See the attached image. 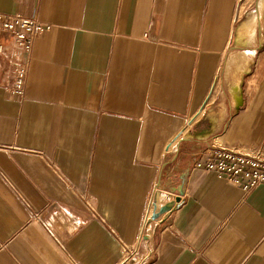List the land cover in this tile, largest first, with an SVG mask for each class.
I'll return each mask as SVG.
<instances>
[{"label":"crops","instance_id":"1","mask_svg":"<svg viewBox=\"0 0 264 264\" xmlns=\"http://www.w3.org/2000/svg\"><path fill=\"white\" fill-rule=\"evenodd\" d=\"M258 2L247 51L244 0H0L48 27L18 54L21 98L0 26V264H122L146 245L139 264H264V185L196 165L264 151ZM223 70L240 76L225 106Z\"/></svg>","mask_w":264,"mask_h":264},{"label":"built area","instance_id":"2","mask_svg":"<svg viewBox=\"0 0 264 264\" xmlns=\"http://www.w3.org/2000/svg\"><path fill=\"white\" fill-rule=\"evenodd\" d=\"M0 26L12 33L13 45L17 53L11 59L15 65L11 92L23 98L26 93L28 66L19 59L18 54L30 53L37 36L48 27L36 18L3 13H0ZM5 50L6 46L0 45V52ZM212 152L214 157L206 161H198L196 165L216 172L245 191L264 185V151L262 149L242 150L218 147Z\"/></svg>","mask_w":264,"mask_h":264},{"label":"rangeland","instance_id":"3","mask_svg":"<svg viewBox=\"0 0 264 264\" xmlns=\"http://www.w3.org/2000/svg\"><path fill=\"white\" fill-rule=\"evenodd\" d=\"M244 2L245 3L247 2V3L245 4V6H243V9H242L243 16L241 18V23H240L242 28L239 31V38H238L237 44L235 45V47L232 48V50L245 49L247 51H257V49H258L257 48L258 47L257 38H259L261 28L260 29L258 28L254 42H248V40L241 35V31L243 32L244 30H246V28L243 26H244V23H245L246 19L248 18V16L254 12H258V7H257L258 6V0H248V1L244 0ZM243 5H244V3H243ZM260 15H261V18L263 19L264 8L262 9V11H260ZM263 22H264V20H263ZM222 78L223 79H220L219 82L216 84L212 98L214 99L216 104H222V105L224 104V106H225V104L227 103V101L229 99V94L231 92V88L234 84V81L238 78L240 79V76L237 75V73L232 72L230 77L227 78L225 71L223 70V77ZM152 206L153 205H151L150 208H153ZM149 216H150V218L152 217L151 215H149ZM148 250H150V247H148L146 245V247H144L143 250H141V252H139L137 254L136 253L135 254L130 253L129 256L124 260V262L122 264H139L141 261H143L147 258L148 254H149Z\"/></svg>","mask_w":264,"mask_h":264},{"label":"bare ground","instance_id":"4","mask_svg":"<svg viewBox=\"0 0 264 264\" xmlns=\"http://www.w3.org/2000/svg\"><path fill=\"white\" fill-rule=\"evenodd\" d=\"M260 1V0H259ZM259 3V2H258ZM262 2H260V4H261ZM260 6V5H259ZM258 6V7H259ZM261 11V10H260ZM251 16V15H250ZM258 16V15H257ZM252 17V16H251ZM250 17V21H249V25H248V30H247V32H246V34H245V37H246V39H248V40H250L251 41V39L253 40V38H254V36H255V33H256V29H257V19L254 17V15H253V17L251 18ZM254 40H255V38H254ZM254 40H253V42H254ZM233 53V52H232ZM244 52H242V53H234V54H231V57H230V59H229V61H228V66H227V74L228 73H230L232 70H233V65H236L237 66V64H241L243 61H242V58H244L245 56H244V54H243ZM247 59V58H246ZM246 62V61H245ZM236 68V67H235ZM165 206V205H164ZM164 206H162V207H158V204L156 203V205L154 206V213H153V215L155 214V213H158ZM157 210V211H156ZM152 215V216H153Z\"/></svg>","mask_w":264,"mask_h":264}]
</instances>
